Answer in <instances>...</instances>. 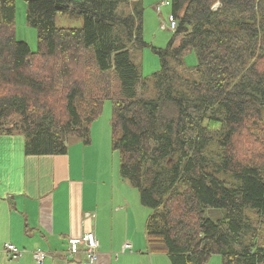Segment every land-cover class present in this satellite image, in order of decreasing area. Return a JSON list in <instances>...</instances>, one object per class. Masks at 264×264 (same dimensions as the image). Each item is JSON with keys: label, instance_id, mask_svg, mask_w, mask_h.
Instances as JSON below:
<instances>
[{"label": "trees", "instance_id": "trees-1", "mask_svg": "<svg viewBox=\"0 0 264 264\" xmlns=\"http://www.w3.org/2000/svg\"><path fill=\"white\" fill-rule=\"evenodd\" d=\"M24 2L34 53L16 38L15 0H0V135L21 134L29 156L65 154L70 139L90 143L111 101L119 174L151 210L148 250L264 264V0H170L179 43L152 48L150 77L136 65L143 0Z\"/></svg>", "mask_w": 264, "mask_h": 264}, {"label": "crops", "instance_id": "crops-1", "mask_svg": "<svg viewBox=\"0 0 264 264\" xmlns=\"http://www.w3.org/2000/svg\"><path fill=\"white\" fill-rule=\"evenodd\" d=\"M95 132L92 125L88 145L73 140L65 154L47 156L26 155L22 138L0 136V264H38L39 256L41 264H86L79 240L88 232L98 241L97 264H153L145 231L151 212L143 224L110 133ZM6 244L21 256L9 258Z\"/></svg>", "mask_w": 264, "mask_h": 264}, {"label": "rangeland", "instance_id": "rangeland-1", "mask_svg": "<svg viewBox=\"0 0 264 264\" xmlns=\"http://www.w3.org/2000/svg\"><path fill=\"white\" fill-rule=\"evenodd\" d=\"M168 1L167 5L163 2ZM162 3L155 10L157 4ZM144 11H143V35L142 40L145 43V47L141 48L138 52L136 59V65L142 77H150L159 69L158 57L152 48H164L167 43L174 39V45H178L179 38L174 36V32L168 28V18L171 12L170 0H143ZM216 7V5H215ZM26 4L24 0H15V29L17 40L24 41L30 48L31 52H37V36L36 30L30 27L26 19ZM83 24L82 18H70L67 15H57L55 18V25L58 28H81ZM196 58L194 54L190 53L185 55V64L187 66H193L196 64ZM111 101H104L102 104V110L96 120L93 121V129L96 132L94 135L105 130L107 134L110 133V117H111ZM0 136H17L23 139L21 134L15 133L14 135H0ZM73 139H70L72 141ZM115 153V158H117ZM136 190V189H135ZM139 203V207L143 212L139 215L143 224L145 223V212L150 209H145L144 206ZM205 215L212 220L221 219L224 216V212L218 209H207ZM253 221V217H251ZM142 225V223H141ZM259 236L264 235L260 234ZM131 251V250H126ZM130 253V252H128ZM152 254V253H151ZM163 258V259H161ZM161 259L165 264H170L169 258L164 254H153L152 262L157 263V260ZM163 264V263H160ZM204 264H221V256L218 254L212 255Z\"/></svg>", "mask_w": 264, "mask_h": 264}, {"label": "built area", "instance_id": "built-area-1", "mask_svg": "<svg viewBox=\"0 0 264 264\" xmlns=\"http://www.w3.org/2000/svg\"><path fill=\"white\" fill-rule=\"evenodd\" d=\"M163 4L167 5L168 1L163 2ZM160 5H162V3L157 4L155 6V10ZM168 28L171 31H174L176 28V21L173 19L172 16H169V18H168ZM79 243L84 248V253H85V257H86V264H97L98 259H99V256L97 253L98 241H97L95 235L91 232H88L81 238V241L79 240ZM124 249H125V251L130 250L131 247L129 244H125ZM4 251L7 254V256L11 259H18L21 256V251H19L12 244H6L4 246ZM38 264H41L40 256H39Z\"/></svg>", "mask_w": 264, "mask_h": 264}]
</instances>
